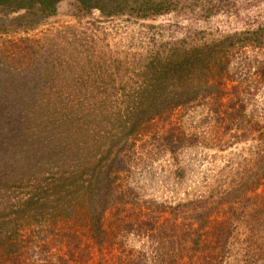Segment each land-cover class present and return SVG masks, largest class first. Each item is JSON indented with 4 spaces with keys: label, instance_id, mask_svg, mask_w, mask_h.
<instances>
[{
    "label": "rangeland",
    "instance_id": "obj_1",
    "mask_svg": "<svg viewBox=\"0 0 264 264\" xmlns=\"http://www.w3.org/2000/svg\"><path fill=\"white\" fill-rule=\"evenodd\" d=\"M170 2L169 12L161 15L143 16L134 10L109 17L97 9H84L77 0H63L56 13L35 28L0 36V46L12 53L14 60L9 59L10 64L0 61V69L4 70L0 76L7 79L8 72H17L12 63L28 75L23 85H0V103L4 105L0 104V110L4 108L9 117L0 121V192L5 195L0 198V233H16L25 220L21 216L29 213L33 216L21 226L23 233H59L55 223L62 218L58 208L62 201L54 197H58L62 182L57 186L56 179L71 177L73 183H78L80 177L94 175L92 170L101 160L102 166L108 167L113 155L121 156L129 167L121 172L116 184L124 190L129 188L135 195L133 200L137 197L138 203L148 206L147 200L151 207L154 200L168 205L207 197L211 187L244 160L252 141L246 137L245 141L250 142L246 143L234 136L232 123L223 121L225 113L217 116L214 110L219 108L218 103L210 97L199 105L178 108L170 118L156 119L149 125V132L146 128L140 131L129 150L121 149L122 143L115 144L122 138L120 128H93L96 109H108L103 104L104 94L127 91L136 95L147 91L150 70L159 59L169 58L176 50L213 45L229 35L264 28V0ZM262 35L260 46L234 50L236 57L232 56L229 65L232 72L238 64L247 68L245 77L253 86L248 113H255L264 123ZM31 69L35 70L34 76ZM237 75L244 77L242 73ZM14 89L23 97L14 101ZM61 92L65 97L59 96ZM25 94L28 96L24 98ZM174 124L195 142L192 145L188 137V145L173 154L159 135L171 131ZM103 125L100 121L98 127ZM38 177L46 186L41 192L51 198L46 201V213L19 202L30 195V190L39 192ZM53 206L58 212L51 217ZM87 207L85 204L83 209ZM134 207L129 204L120 212H108L105 221L110 233L120 235L115 241L124 239L127 247H139L144 241L138 233L119 231L117 225L122 216L139 215V208ZM216 209L217 219L231 214L220 210V205ZM69 215L63 226L80 225L79 216L71 221ZM74 229L73 225L70 231ZM236 233H244L242 226ZM104 251L108 260L112 254H120L111 246Z\"/></svg>",
    "mask_w": 264,
    "mask_h": 264
},
{
    "label": "trees",
    "instance_id": "obj_2",
    "mask_svg": "<svg viewBox=\"0 0 264 264\" xmlns=\"http://www.w3.org/2000/svg\"><path fill=\"white\" fill-rule=\"evenodd\" d=\"M61 1L0 0V36L18 29L35 28L56 13ZM77 1L84 9H97L109 17L134 10L143 16L161 15L171 9L170 0ZM262 34L264 28L248 30L229 35L213 45L176 50L169 58L163 57L152 65L147 91L136 95L127 91L122 94L105 93L103 104L108 109L105 112L96 109L92 117L95 122L93 128L104 127L106 130L109 125L120 128L122 138L115 144L122 143L121 149L129 150L140 131L146 128L149 132V125L156 119L170 118L178 108L199 105L207 97L215 99L219 108L213 110L217 116L225 113L223 121L232 123L234 136L238 135L250 143L245 141L247 137L246 140L253 144L246 148L244 160L219 179L207 197L168 205L154 200L155 208L146 200L148 206H144L138 203L137 197L133 200L135 195L129 188L124 190L116 184V180H121L118 177L121 172L129 167L125 159L113 155L111 159L107 158L110 159L107 164L110 168L102 166L101 160L99 167L92 170L94 175L80 177L76 180L78 183H73L71 177L57 178V186L62 182L58 186V197H54L62 201L58 206L62 218L54 222L59 233H23L21 226L30 222L33 215L21 216L25 220L16 233H0V264H264V123L255 113H248V104L253 100L250 97L253 86L245 77L247 68L238 64L232 72L229 65L232 56L236 57L234 50L248 45L260 46ZM230 48H233L232 52H229ZM11 54L0 46V61L10 64L9 59L14 61ZM12 66L17 72H8L7 79L0 76V85H23L28 81V75L20 73L17 64L12 63ZM240 73L244 77L238 78ZM31 74L34 76L35 70L31 69ZM26 96L28 94L24 98ZM59 96L65 97L63 92ZM12 97L15 101L16 97L23 95L14 89ZM8 118V113L2 108L0 121ZM100 121L104 125L98 127ZM225 128L231 129L230 126ZM170 129L159 138L171 153L188 145V137L192 145L195 142L178 125L174 124ZM36 182L41 186L39 192L30 190V195L19 199V202L33 210L38 209L39 213H46V201L51 198L41 192L46 188L43 178L38 177ZM3 196L0 192V198ZM70 197L74 199L69 201ZM76 201L78 205L75 207ZM85 204L89 206L86 211L83 209ZM129 204L139 208V215L133 218L122 216L117 225L119 231L142 236L144 241L139 247H127L124 239L115 241V237L120 235L110 233L105 225L108 212H120ZM219 205L220 210L231 214L217 219L214 213L218 212L216 208ZM58 208L53 206L50 209L51 217ZM68 214H71V221L81 218L80 225L73 224V231H70L73 225L66 223L68 226H63ZM241 226L244 233H236ZM107 246L119 250L120 254H112L108 260L104 251Z\"/></svg>",
    "mask_w": 264,
    "mask_h": 264
}]
</instances>
